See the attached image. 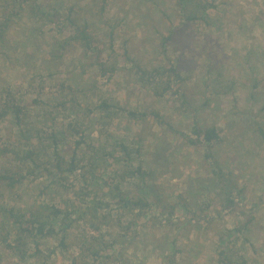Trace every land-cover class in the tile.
Instances as JSON below:
<instances>
[{
	"label": "rangeland",
	"instance_id": "374dc122",
	"mask_svg": "<svg viewBox=\"0 0 264 264\" xmlns=\"http://www.w3.org/2000/svg\"><path fill=\"white\" fill-rule=\"evenodd\" d=\"M67 2L85 9L103 56L124 66L123 70L103 75L98 68L88 67L79 47L61 48L53 25L34 18L27 6L15 14L20 8L17 0H0V23L11 20L0 47V89L11 88L30 109L28 127L38 129L40 114L54 110L66 124L87 125L90 138L114 154L101 161L111 164V169H102L93 182V192H100L85 199L108 217L100 222L95 213L80 210L69 229L68 248L58 247L57 239L43 241L46 255L56 248L46 264H221L219 240L242 217L221 205L214 163L233 172L244 189L246 204L254 208V222L227 246L230 258L234 264H264V0H213L209 24L186 21L178 0H109L104 11L102 0H50L52 4ZM190 5L202 16L199 0ZM170 31L173 38L165 54L161 40ZM125 48L147 69L163 66L169 58L185 78L184 96L154 95L137 80L131 64L123 62ZM64 83L83 92L65 90ZM75 96L85 106L104 99L132 110H159L170 127L152 121L138 123L122 113L105 124L100 112L83 115L87 110L81 114V108H74L70 99ZM196 118L202 127L215 125L221 131L222 141L213 149L216 161L206 158V147H195L183 136L191 134ZM102 129L130 149L141 144L149 173L145 191L152 199L164 205H186L192 212L205 209L204 219L190 221L183 211L170 222L161 216L136 219V211H110L105 206L110 202L107 181L122 159L106 136L100 138ZM0 134L2 148L9 149L0 153V172L18 165L14 152L27 147V137L35 145L41 140L53 143L41 133L39 137L34 131L23 134L12 115L0 118ZM49 153L53 158V148ZM70 178L79 187L80 171ZM130 183L138 186L140 178ZM49 184L43 173L37 182L13 191L0 186V206L24 211L33 203L59 202L61 193L45 187ZM69 197L79 198L72 192ZM101 200L105 201L100 204ZM130 221L136 223L128 231ZM3 248L0 245V264H42ZM93 251H100V257L94 260Z\"/></svg>",
	"mask_w": 264,
	"mask_h": 264
},
{
	"label": "trees",
	"instance_id": "16d2710c",
	"mask_svg": "<svg viewBox=\"0 0 264 264\" xmlns=\"http://www.w3.org/2000/svg\"><path fill=\"white\" fill-rule=\"evenodd\" d=\"M19 1V15L23 6L29 7L30 15L45 23L53 25L55 32L61 37L60 46L66 49L69 46L79 47L85 58L88 59V67L98 68L103 75L116 74L123 70L124 66H119L114 62H110L108 57L103 56V50L100 47L99 40L92 32V25L89 17L77 3H61L52 4L50 0H17ZM193 0H178L181 11L186 21L205 20L209 24L210 15L208 10L214 7L213 0H199V9L202 11V16L197 15L195 7L190 3ZM109 0H102L101 11H104ZM194 3V2H193ZM11 20H6L0 23V47L5 42V36L9 28ZM173 31L164 34L161 40L162 52L167 53L168 43L173 38ZM164 57H167L165 55ZM123 62L131 64V71L137 77V80L149 89L154 95L163 97L166 93L172 92L179 97L184 96L182 86L185 78L182 76L178 66L166 58V63L163 66L147 69L141 66L129 54V50L125 48L121 55ZM65 90L75 92L76 89L71 84L63 85ZM83 90L75 92L81 94ZM2 101V102H1ZM70 101L73 107L81 108L83 115L94 114L100 112L101 119H104L105 124H109L114 116L120 113L127 116L129 120L146 123L152 121L162 126L170 127L169 121L161 114L159 110H132L119 105H111L107 100H102L101 103L95 106L83 104L77 97H72ZM69 102V101H67ZM63 111L62 109H60ZM84 110V111H83ZM83 111V112H82ZM9 115L14 117L16 124L21 127L22 133L26 131L34 133L39 137L41 133L45 138H49L53 143L45 144L39 141L40 145L31 143L30 137L28 145L25 149L15 151V157L19 163L6 171L0 172V186L6 190L13 191L24 183L33 184L42 177L44 173L49 180L48 188L53 187L54 190L61 195L59 202L43 201L39 204L33 203L26 210H15L14 207L0 206V245L4 246V250L11 251L20 257L34 258L42 261V264L51 258L55 253V249L45 254L42 249L44 240L57 239L58 247L66 249L69 229L72 227V221L77 216L80 210L83 213H95V217L104 221L108 216L104 210L99 212L100 208L92 207L86 203V197L93 192V182L102 169H111V164L101 161H107V155H112V152L105 151L99 141L90 138L87 133L88 126H83L82 123L75 121L66 124L59 118L54 110L43 111L40 114L38 129L29 128L30 109L21 104L16 97V94L11 91V88L0 89V118H6ZM104 124V125H105ZM76 135L77 140L72 139ZM106 136V142L113 143L115 149L120 152L121 164L113 169L115 175L107 181V194L110 195V202H105L108 209L116 210L121 213H139L136 219L140 217L148 219H159L163 217L167 221L175 219L178 212L183 211L188 215L190 221L200 222L203 218L205 209H200L197 212L188 210L186 205L175 203L174 205L163 204L161 200L152 199L151 195L145 191L146 181L149 173L144 167L141 144L137 145L136 149H130L126 142L113 140L114 136L108 130H101V136ZM59 136L63 138H59ZM184 138L191 145L202 148L206 147V158L215 160L213 149L222 141L221 131L217 126L211 125L202 127L197 118L194 119L191 134H183ZM2 136L0 134V153L6 154L9 152L7 147L1 146ZM73 141V142H72ZM60 144H63L60 148ZM53 148V158L49 150ZM216 161V160H215ZM214 175L219 186L220 194L218 199L226 209L238 212L242 217L238 220L236 226L229 230V235L223 234L219 240V246L222 250L219 251L221 256V264H234L230 258V247H227L233 239H239L241 235L249 229L250 225L255 220L254 208H249L246 204L244 189L241 188L234 177L232 171H225L218 164L214 163ZM80 171L79 187H77L71 175H77ZM139 177L140 184L134 186L130 183V179ZM100 190V189H99ZM67 193H78V199H71ZM97 196V194H95ZM105 200H101L100 204ZM207 207H210L207 204ZM207 215V214H206ZM102 216V217H101ZM110 216V215H109ZM154 217V218H153ZM135 221L127 223L126 229L135 225ZM95 239V238H94ZM32 246H29L28 243ZM226 247H222V245ZM108 246H104L106 249ZM224 248V249H223ZM94 260L100 257V251H93Z\"/></svg>",
	"mask_w": 264,
	"mask_h": 264
}]
</instances>
